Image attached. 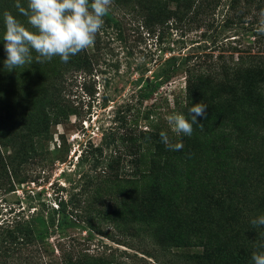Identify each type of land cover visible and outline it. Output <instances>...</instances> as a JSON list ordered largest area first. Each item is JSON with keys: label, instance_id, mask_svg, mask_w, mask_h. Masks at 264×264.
I'll return each instance as SVG.
<instances>
[{"label": "rangeland", "instance_id": "rangeland-1", "mask_svg": "<svg viewBox=\"0 0 264 264\" xmlns=\"http://www.w3.org/2000/svg\"><path fill=\"white\" fill-rule=\"evenodd\" d=\"M108 8L103 26L95 35L99 53L88 59L92 71L70 66L62 74L43 77L41 82L45 84L43 90L49 102H44L45 107L41 105L40 114L33 115L29 100L23 106L13 104L8 111L9 120L4 121V129L14 126L17 134H7V139H1V143L8 140L9 144H0V152L8 155L15 149L20 156L13 162V171L8 172L9 182L0 179V226L16 215L26 217L34 210L55 207L59 201L77 194L83 187L80 176L90 171L92 158L97 155L95 148H101L106 157L96 167L108 172L112 182L118 185L117 190L123 191L125 203H130L127 197L132 196L134 204L145 179H149L147 184L151 181L147 174L154 153L162 158L172 151L160 140L163 131L170 144L182 143L180 151L183 156H191L193 162L182 173L178 172L175 180L160 178L157 182L167 194L179 199L183 208L179 220L184 233L191 237L181 247L170 249L190 256L176 263L214 264L201 259L206 241L216 245L221 255L219 264H237L233 259L239 255L241 246L256 241L257 237L263 239L264 249V226L251 223L264 215V128L263 135L255 142V132L245 136L239 146L228 137L219 140L218 149L212 152L195 149L197 143H190L191 135L175 134L165 119L173 112L190 118L180 59L188 53L200 52L203 46L210 47L207 35L214 32L218 33L217 45L223 39L226 45L235 39L237 47L252 42L254 36H246L250 29L256 31L255 35L264 36V12L257 22H235L222 33L217 25L206 32L201 28L189 31L182 28L147 33L139 19L118 8L113 0ZM224 11L223 7L219 8L216 20L221 19ZM162 70L172 72L170 81L149 92L145 80L160 79ZM12 89V96L20 98L19 86ZM3 116L0 110V117ZM216 118L204 122L197 118L203 127L193 125V132L199 135L200 143L205 136L212 141L220 133L228 132V118ZM199 156L202 158L198 159ZM122 199L120 195L113 200L115 212L120 211ZM107 204L112 206V202ZM105 209L101 210L110 212ZM130 209L135 210L132 204ZM102 223L105 225L107 221ZM138 224L127 217L119 229L129 236L117 232L119 237L131 239L127 240L131 249L90 232L91 241L85 240V245L100 249L106 243L116 249L115 256L136 257L139 264H166L168 253L161 251L155 240L150 242L145 235L133 233L131 228H138ZM108 227V231L113 230ZM201 232L205 233L203 240L196 238ZM67 235L79 242L87 237L85 231L77 228L69 230ZM141 253H156L158 262Z\"/></svg>", "mask_w": 264, "mask_h": 264}, {"label": "trees", "instance_id": "trees-1", "mask_svg": "<svg viewBox=\"0 0 264 264\" xmlns=\"http://www.w3.org/2000/svg\"><path fill=\"white\" fill-rule=\"evenodd\" d=\"M113 2L118 8H124L131 16L139 19L140 26L147 33L156 31L163 33L167 29L182 28L187 31L201 28L206 32L215 29L214 25H217L222 33L227 26L235 22L253 24L264 12V0H113ZM20 4L26 8L27 0H20ZM220 7L225 11L221 19L216 20V13ZM4 12L11 13L26 28L35 31L27 23V17L15 6V0H0V37L4 31ZM255 32L253 29L247 31L246 36H254V39L240 47L235 46L237 42L235 39L228 40L230 41L228 45L223 39L220 45H217L218 33L214 32L207 35L210 47L203 46L200 52L188 53L180 59L187 106L190 108L196 103L207 106L206 115L203 118L198 117V120L204 122L209 118L217 119V116L222 120L228 118L229 121L228 132L222 135L220 133L212 141L205 136L200 143L199 135L192 131L189 141L192 145L197 143L195 149L216 151L218 141L228 137H232L234 143L239 146L241 140L253 132H255L253 142L261 137L264 128V36H257ZM96 42L71 56L66 63L58 56L52 57L51 60H38L37 54L32 52L30 62L11 71L3 65L6 56L3 43L0 42V110L4 114L3 118L0 117L1 146L9 144L8 140L1 143L2 138L7 139V134H17L14 126L4 129V121L9 120L8 111L12 105L23 106L29 100L33 104V115L37 112L40 114L41 109L45 107L44 102H49L48 94L43 90L45 84L41 82L43 77L52 73L62 74L70 66L91 72V61L88 59L89 56L93 58L99 53ZM232 43L233 46L230 45ZM161 72L163 73L160 79L155 78L150 82L145 80L149 92L170 81L172 72L163 70ZM10 78L13 79L9 82ZM14 85L19 86L21 97L18 99L12 96ZM17 100H20V103ZM94 151L97 155L92 158L90 171L80 176L83 178L82 186L85 187H81L77 194H72L66 201H59L55 207L34 210L26 217L16 215L12 221L0 226V264H139L135 260L136 257L115 256L116 249H112L106 243L100 246V249L98 247L91 249L89 245H85L86 241H91L90 232L131 249L127 241L131 239L124 236L129 235L119 229L127 217L139 223L138 228H131L133 233L137 236L145 235L150 242L151 239L155 240L159 249L166 252L165 254L168 253L169 259L166 264H177L176 261L182 258L189 259L190 256L184 253L170 251L173 247H181L191 237L184 233L179 220L183 213L179 199L172 193L167 194L157 182L160 178L175 180L179 173L193 164L191 156H183L180 150L169 151L168 155L162 158L154 153L147 174L151 179L150 183L147 184L149 179L146 178L145 186L137 192L134 204L133 197H127L135 209L132 211L131 204L124 202L126 199L121 193L123 191L117 190L118 185L112 182L108 172L96 167L106 158L102 154V149L95 148ZM17 156L20 155L15 149L8 155L0 152V179L3 181L9 182L8 172L13 171V162L18 159ZM172 156L175 159L172 160ZM202 157L199 156L198 159ZM120 195L123 197L119 201L122 207L120 211L115 212L113 200ZM109 202H112V206L107 204ZM102 208L110 212H104ZM104 221H107V224L104 225L102 223ZM108 226L114 231H108ZM74 228L86 232L87 237L83 238L82 242L67 235V232ZM117 232L124 234L122 235L124 237H119ZM199 234L196 238L203 240L205 233ZM206 242L209 245L204 244L201 259L219 264L221 255L217 252L216 245ZM262 243L263 239L257 237L256 241L254 239L248 245H242L239 255L233 260L237 264H252V254L264 252ZM141 254L158 262L156 253Z\"/></svg>", "mask_w": 264, "mask_h": 264}, {"label": "clouds", "instance_id": "clouds-1", "mask_svg": "<svg viewBox=\"0 0 264 264\" xmlns=\"http://www.w3.org/2000/svg\"><path fill=\"white\" fill-rule=\"evenodd\" d=\"M110 0H27V7H22L20 0L15 6L27 23L35 29L26 28L9 12L3 13L4 31L0 42L3 43L6 58L5 68L12 69L23 66L32 60V52L38 60H51L58 56L62 62H68L77 54L94 43L96 33L103 26V17L108 13ZM207 106L196 103L189 108L190 119L182 113L173 112L165 119L171 130L177 134L190 136L197 118L206 115ZM160 140L171 150H180L182 143L170 144L165 132H161ZM254 225L264 226V215L251 221ZM252 264H264V252H254Z\"/></svg>", "mask_w": 264, "mask_h": 264}]
</instances>
